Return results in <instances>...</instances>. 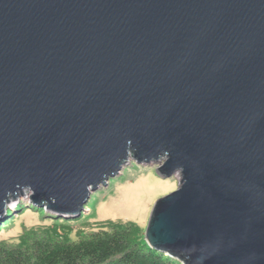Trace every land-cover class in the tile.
Wrapping results in <instances>:
<instances>
[{
    "label": "water",
    "instance_id": "95a60500",
    "mask_svg": "<svg viewBox=\"0 0 264 264\" xmlns=\"http://www.w3.org/2000/svg\"><path fill=\"white\" fill-rule=\"evenodd\" d=\"M129 158L180 175L150 248L264 264V0H0V220L79 216Z\"/></svg>",
    "mask_w": 264,
    "mask_h": 264
},
{
    "label": "trees",
    "instance_id": "16d2710c",
    "mask_svg": "<svg viewBox=\"0 0 264 264\" xmlns=\"http://www.w3.org/2000/svg\"><path fill=\"white\" fill-rule=\"evenodd\" d=\"M70 231L45 223L25 226L15 237L0 240V264H181L150 248L145 230L132 221H100L75 240Z\"/></svg>",
    "mask_w": 264,
    "mask_h": 264
},
{
    "label": "rangeland",
    "instance_id": "374dc122",
    "mask_svg": "<svg viewBox=\"0 0 264 264\" xmlns=\"http://www.w3.org/2000/svg\"><path fill=\"white\" fill-rule=\"evenodd\" d=\"M179 179V174L163 178L155 165L129 158L116 176L91 193L79 216L60 217L33 204L29 195L21 197L10 207L12 212L0 220V240L15 237L25 226L40 223L50 224L62 233L72 230L69 236L73 240L78 238V232L97 229L99 222L105 220L132 221L145 230L154 204L176 190ZM31 207L33 211L25 213Z\"/></svg>",
    "mask_w": 264,
    "mask_h": 264
}]
</instances>
